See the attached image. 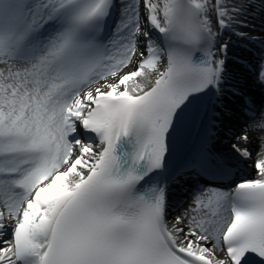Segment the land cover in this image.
<instances>
[{
  "label": "snow or ice",
  "instance_id": "obj_1",
  "mask_svg": "<svg viewBox=\"0 0 264 264\" xmlns=\"http://www.w3.org/2000/svg\"><path fill=\"white\" fill-rule=\"evenodd\" d=\"M256 14L264 0H0V264H264V135L215 147L233 36L261 45L264 89ZM244 113L264 132V105Z\"/></svg>",
  "mask_w": 264,
  "mask_h": 264
},
{
  "label": "bare ground",
  "instance_id": "obj_2",
  "mask_svg": "<svg viewBox=\"0 0 264 264\" xmlns=\"http://www.w3.org/2000/svg\"><path fill=\"white\" fill-rule=\"evenodd\" d=\"M260 15L261 14H256L255 15V18L254 19H250L249 20V25L250 27L248 29H245V31H247L251 36L254 34L255 36H257L258 39H262L264 40V32L263 33H258V30L256 29V27L258 26V21H259V18H260ZM264 16V15H263ZM238 41H243L242 43H245V45L249 44L247 41H244V40H239L237 37L235 38V41L232 42V43H237ZM251 45H254V44H251ZM231 46V45H229ZM262 52V51H260ZM260 54L258 50L256 51H249V49H244V47L242 46L239 50V53H238V56L237 58L236 57H232L230 56V58H228L227 56V60H226V65H227V76H228V80H232L233 79V76H235L236 72L238 70H236L237 68H239L241 65L238 63V59L239 58H243L244 60H251L252 57H257V55ZM228 59H230L231 61L234 60V63H235V67L234 69L232 67L229 66V64L227 63ZM252 75V74H251ZM254 81L255 79L252 78ZM230 82V81H229ZM249 82L246 81L244 82V85H246L245 88H237L238 89V94L237 95H234L236 96V98H232V103L235 107V114H233V116L236 118V119H241L243 117H245V113H244V109H245V106H246V101L248 100L247 96L249 94V92H247V88H248V84ZM256 83V89H258V93H262L264 92V89L260 88L257 84V82L255 81ZM234 87H236L237 83L234 82L232 83ZM241 87V86H240ZM248 93V94H247ZM262 95V94H260ZM238 99V100H236ZM206 109L209 111V114L211 115V111H212V104L209 102V99H208V103H207V106H206ZM224 116L222 119H223V124L221 126V131H220V134H219V138L217 140V142L219 143L217 146L220 147L222 149L221 152H225L227 153L229 150H230V147H231V144L232 143H223L221 145V134L223 133V130L227 127V124H228V118L227 116H229L225 111L223 112H220V119L221 117ZM243 120V119H241ZM251 125V124H250ZM250 125L246 126L245 129H248L249 131V137H250V143L248 144V147L252 150H256L258 149V145H259V138L264 135V132H260V131H253L250 127ZM242 130V132L244 131ZM237 131V130H236ZM235 132V130H234ZM217 144V143H216ZM220 150V149H219ZM218 150V151H219ZM254 155H255V152H254ZM256 158V157H255ZM250 169L247 170L245 168V165H241V167L239 168V170H237V174H236V177L237 176H247L248 178H254L255 177V172L253 170L252 167H249ZM247 177H242L241 179H244V178H247ZM198 186V180L195 178V179H192L189 183L187 184H181L179 185V189L176 190V191H172V197H171V205L174 206V199H175V195H177L178 197V201L180 199H182L188 192L192 191L193 189H195L196 187ZM181 202V201H180ZM178 203V204H177ZM176 205H179V202H177ZM184 211V210H183ZM182 211V212H183ZM174 215V214H173ZM171 215V216H173Z\"/></svg>",
  "mask_w": 264,
  "mask_h": 264
},
{
  "label": "rangeland",
  "instance_id": "obj_3",
  "mask_svg": "<svg viewBox=\"0 0 264 264\" xmlns=\"http://www.w3.org/2000/svg\"><path fill=\"white\" fill-rule=\"evenodd\" d=\"M256 29L258 30V33H263L264 32V16L260 15L259 21H258V26L256 27ZM252 36H255L254 34ZM257 37V36H255ZM235 36L232 37V42L235 41ZM227 39V37H226ZM262 40V39H259ZM243 41H238L237 43H231L229 46V51L227 56H232V57H236L238 56L239 50L240 48L243 46L244 49H251L252 51H256L258 50L259 53H261L260 51H262L261 45L259 43L251 45V44H246L242 43ZM257 59V57H252L251 60H244L243 58H239L238 59V63L241 65L239 68H237L236 70H238L235 74V76H233L232 80H228V84L227 87L230 89L228 92H226L225 94V99L222 101V104L224 106V111L227 114H234L235 112V108L234 105L232 103V98H236V96L233 95L232 93V89L236 90V92H238L237 88H245L246 85H244V82L248 81L250 85L247 88V92H249L248 96L252 97V103H254L255 105L259 106L261 105V100L264 99V96H259L257 94L258 89H256V83L255 81L252 79L254 78L251 75V72L249 71V65L254 63L255 60ZM242 61H246L245 64H242ZM227 63L229 64L230 67H232L234 69L235 67V63L234 60H228ZM246 64H249L248 66H246ZM230 81V82H229ZM236 82L237 85L236 87L233 86L232 83ZM241 86V87H240ZM238 100V99H236ZM224 116L221 117L220 119V125L222 126L223 124V118ZM227 120H228V124L227 127L223 130V133L221 134V145L223 143H233L236 140V137L239 136L242 132V130H244V128H246V126L250 125L252 122L250 120H248V118L239 121L238 124L236 126L233 125V123L235 122V118H231L229 116H227ZM235 130V132H234ZM237 130V131H236ZM217 144L215 145L216 149L219 151H222V149L220 147H218L217 145L219 144L218 142H216ZM254 159H255V155H254ZM248 168L251 167V165L247 166ZM192 199V195L189 193L187 196H185L181 202H179V205H175L173 210H170L171 215L176 216L179 215L185 207H187V205L191 202ZM178 204V203H177Z\"/></svg>",
  "mask_w": 264,
  "mask_h": 264
}]
</instances>
